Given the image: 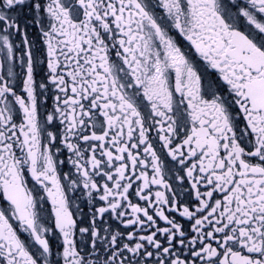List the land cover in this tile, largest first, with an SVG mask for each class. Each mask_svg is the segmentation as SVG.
I'll return each mask as SVG.
<instances>
[{
	"label": "snow or ice",
	"instance_id": "6c2138e0",
	"mask_svg": "<svg viewBox=\"0 0 264 264\" xmlns=\"http://www.w3.org/2000/svg\"><path fill=\"white\" fill-rule=\"evenodd\" d=\"M0 264H264V0H0Z\"/></svg>",
	"mask_w": 264,
	"mask_h": 264
}]
</instances>
